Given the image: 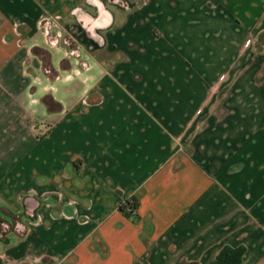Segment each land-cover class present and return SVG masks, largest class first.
I'll return each instance as SVG.
<instances>
[{
  "label": "crops",
  "instance_id": "0c3cea01",
  "mask_svg": "<svg viewBox=\"0 0 264 264\" xmlns=\"http://www.w3.org/2000/svg\"><path fill=\"white\" fill-rule=\"evenodd\" d=\"M225 246L264 264V0H0V264Z\"/></svg>",
  "mask_w": 264,
  "mask_h": 264
},
{
  "label": "trees",
  "instance_id": "16d2710c",
  "mask_svg": "<svg viewBox=\"0 0 264 264\" xmlns=\"http://www.w3.org/2000/svg\"><path fill=\"white\" fill-rule=\"evenodd\" d=\"M138 205V199L134 196H129L119 204L118 211L129 219L136 220L138 216ZM243 252V246H237L233 248L225 246L218 252V254L216 255V259L226 264H239Z\"/></svg>",
  "mask_w": 264,
  "mask_h": 264
},
{
  "label": "built area",
  "instance_id": "2783aa9c",
  "mask_svg": "<svg viewBox=\"0 0 264 264\" xmlns=\"http://www.w3.org/2000/svg\"><path fill=\"white\" fill-rule=\"evenodd\" d=\"M49 19L48 18H46V17H42L41 18V20H40V23H41V25L43 24V25H49V21H48ZM46 33V32H45ZM67 54L68 55H74L75 54V50H72V51H68L67 52ZM119 191H121V190H119Z\"/></svg>",
  "mask_w": 264,
  "mask_h": 264
}]
</instances>
